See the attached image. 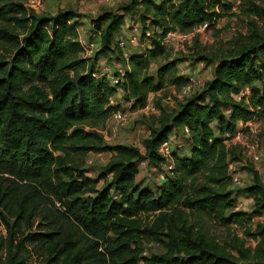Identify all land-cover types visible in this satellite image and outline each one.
Segmentation results:
<instances>
[{
    "label": "trees",
    "instance_id": "16d2710c",
    "mask_svg": "<svg viewBox=\"0 0 264 264\" xmlns=\"http://www.w3.org/2000/svg\"><path fill=\"white\" fill-rule=\"evenodd\" d=\"M237 1L257 20L227 49L196 54L195 62L216 63L213 78L175 111L151 116L140 151L105 145L97 133L117 109L108 104L116 88L136 112L147 106L149 93L165 85L181 90L189 80L167 63L153 83L143 74L148 64L136 59L126 65L122 84L111 87L93 74L100 59L125 60L116 43L122 17L98 15L92 40L98 49L84 58L68 23L74 12L39 15L16 0H0V44L12 54L0 60V264H28L38 254L43 264H264V183L257 171L250 170L252 182L242 190L253 200L248 215L262 219L246 234L256 242L252 250L237 237L217 240L190 218L206 213L229 227L243 215L228 190V164L241 161L229 141L237 123L264 117V10L254 0ZM138 7L142 32L158 30L159 41L211 28L232 10L224 0H132L126 9ZM246 88L249 95L240 96ZM174 131L186 138L189 156H171L174 168L159 192L142 189L139 164L161 167L158 147ZM90 152L113 154L97 179L72 157ZM100 180L108 182L101 190ZM143 240L164 252L142 256Z\"/></svg>",
    "mask_w": 264,
    "mask_h": 264
},
{
    "label": "rangeland",
    "instance_id": "374dc122",
    "mask_svg": "<svg viewBox=\"0 0 264 264\" xmlns=\"http://www.w3.org/2000/svg\"><path fill=\"white\" fill-rule=\"evenodd\" d=\"M24 5L28 12L33 11L39 15H54L58 10H71L75 17L69 21V25L74 26L77 32V41L86 42L96 39L98 34L95 30V20L103 11L112 12L116 16L122 17L123 26L119 33L124 36L131 34L137 37V41L133 45H129L126 49L127 57L122 56L125 60L113 59L109 63L102 59V64L106 62L113 72L117 68L127 70L126 65L134 62L136 59L142 60V65L148 64L146 74L153 83L158 81V71L168 63L175 67V74L183 79L193 80L195 83L191 91L183 94L181 90H177L174 86L165 85L163 89L156 93L148 94L147 106L139 111L132 112L127 107L123 108V113L128 116L127 125L118 127L113 133L108 125V120L104 125L97 128V133L102 136L105 145H125L137 148L143 151V142L148 138L147 121L150 117L157 115L160 109L166 112L175 111L179 104L185 99L199 94L206 84L213 78L216 63L205 64L195 62L196 54L200 50L206 49V54L210 55L219 49H227L228 43L239 34H247L252 21L255 19L247 5H240L237 0H224L232 5L230 12H221L218 15L216 23L211 28L206 26L199 28L193 34H182L173 32L167 35L163 40L159 41V31L151 29L142 32V26L138 14L135 10H141L140 7L134 11H127L132 4V0H16ZM158 2L159 0H154ZM255 5L264 10V0H254ZM148 24V23H147ZM136 27V31H132ZM154 32V33H153ZM118 33V34H119ZM148 33V34H147ZM115 46V41L113 40ZM97 50L90 53L93 57ZM11 47L3 43L0 44V60L10 61L12 54ZM115 58V57H114ZM109 61V60H108ZM131 63L129 67H131ZM174 73V71H173ZM169 74V73H168ZM167 76V75H166ZM248 96L249 89H245L240 96ZM117 102H119L117 100ZM237 135V136H236ZM227 136V135H226ZM238 138V139H237ZM171 146V156L187 157L190 154V147L186 142V138L179 132H173L169 136ZM229 143L238 146L241 161L235 163L236 172L242 178L241 187H233L230 185L228 190L233 194L234 202L238 205L237 212L242 213L240 222L229 227L214 224L206 213L201 216H191L193 223L201 225L202 228L213 235L217 240H228L237 237L244 241L246 248L252 250L256 242L246 234L254 231L256 225L260 221L257 216H250L253 209V200L245 195L242 190L249 186L252 182L250 170H255L259 174L260 179L264 183V159L260 162H254L251 158L250 151L264 154V117L256 118L245 125L237 123V131L230 136ZM255 152V153H256ZM113 154L111 153H88L84 157L80 154L73 153L72 157L77 164L85 171V175L91 179H97L101 168L106 165ZM161 173L166 174L164 168L155 169L152 165L144 163L138 167L137 184L142 189L152 192L161 189L163 181L159 179ZM201 179V178H200ZM199 179V180H200ZM108 182L100 180L97 188L103 189ZM5 235L3 228L0 227V237ZM138 247L142 249V256L147 257L150 254H161L164 252L163 246L148 240L138 243ZM40 254L30 257L28 264H43Z\"/></svg>",
    "mask_w": 264,
    "mask_h": 264
},
{
    "label": "built area",
    "instance_id": "2783aa9c",
    "mask_svg": "<svg viewBox=\"0 0 264 264\" xmlns=\"http://www.w3.org/2000/svg\"><path fill=\"white\" fill-rule=\"evenodd\" d=\"M132 31L133 32L136 31V27ZM122 35L123 34H120V33L117 35L116 43H117L118 48L122 51V55L124 57H127V53L125 51L129 45H133L136 43L137 37L131 34L130 36L125 35L124 36L125 38H123ZM79 44L81 46L82 56L84 58H89L90 57L89 55L91 54L90 52L93 50L96 51L98 49V44L95 41H90L89 43L79 42ZM111 59H113V57H111ZM104 60L107 61L106 59ZM104 63L106 65L102 64V62L97 63V68L95 69L96 72L93 74V77L105 78L109 82L110 86L114 88L122 84L125 71L122 70L121 68H117L116 71L113 72L111 67L106 62ZM194 84L195 83H193V80H191L186 87L182 88L183 89L182 93L183 94H186L187 92L189 93ZM116 89L118 90V93L115 96L111 97L108 103L109 106L117 107V109L112 113V115L108 119V125H110V130L113 133L116 132L118 127L124 128L127 125L128 116L126 113H123L122 110L124 107H127L129 109L130 104H131L123 100L122 98L123 93L121 92L120 88L118 87ZM117 100L119 102H117ZM255 152L250 151L251 158H253L254 162L262 161V159H264V154L257 153V152L255 153ZM157 153L159 154V156H161L164 159V162L162 163L161 167L165 169L166 174L161 173L159 175V179L164 181L166 177L170 175L171 171L174 168V165L171 159V146H170L169 138L163 141L159 145ZM144 163L145 162H141L139 165H143ZM234 166H235V163L228 164V175L231 181V186L238 188L242 186V178L240 174L236 172V169ZM238 207L239 206L237 205L236 209H238ZM0 227L3 228L2 226Z\"/></svg>",
    "mask_w": 264,
    "mask_h": 264
},
{
    "label": "crops",
    "instance_id": "0c3cea01",
    "mask_svg": "<svg viewBox=\"0 0 264 264\" xmlns=\"http://www.w3.org/2000/svg\"><path fill=\"white\" fill-rule=\"evenodd\" d=\"M121 33V32H120ZM101 61H102V59H100L99 61H98V63H101ZM236 210H238V209H236ZM260 219V221L262 220L261 218H259Z\"/></svg>",
    "mask_w": 264,
    "mask_h": 264
}]
</instances>
